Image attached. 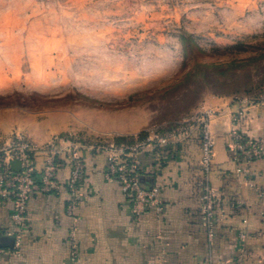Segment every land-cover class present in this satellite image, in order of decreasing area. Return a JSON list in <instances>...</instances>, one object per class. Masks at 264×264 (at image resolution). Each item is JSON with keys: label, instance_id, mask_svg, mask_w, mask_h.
<instances>
[{"label": "rangeland", "instance_id": "rangeland-1", "mask_svg": "<svg viewBox=\"0 0 264 264\" xmlns=\"http://www.w3.org/2000/svg\"><path fill=\"white\" fill-rule=\"evenodd\" d=\"M208 97L264 103V0H0V141L96 151Z\"/></svg>", "mask_w": 264, "mask_h": 264}, {"label": "crops", "instance_id": "crops-1", "mask_svg": "<svg viewBox=\"0 0 264 264\" xmlns=\"http://www.w3.org/2000/svg\"><path fill=\"white\" fill-rule=\"evenodd\" d=\"M204 105L217 111L210 176L218 199L213 245L201 216V136L194 128L168 147H151L139 156L142 185L158 189L161 212L152 208L135 220L120 185L106 176L107 155L83 150L87 174L77 218L67 212L65 189L37 194L28 203V226L16 247L9 234L12 206H0V264H264V159L245 169L228 149L235 129L264 138V103L249 107L239 122V106L228 98L208 97ZM69 173L67 166L59 178L66 181ZM73 228L75 256L69 241Z\"/></svg>", "mask_w": 264, "mask_h": 264}, {"label": "built area", "instance_id": "built-area-1", "mask_svg": "<svg viewBox=\"0 0 264 264\" xmlns=\"http://www.w3.org/2000/svg\"><path fill=\"white\" fill-rule=\"evenodd\" d=\"M244 102L246 108L237 113V122L245 118L249 107L255 105L252 102ZM213 116L210 111H199L191 119L182 122L177 129L165 135L153 133L142 140L110 143L96 148V152L107 155L106 176L120 185L131 204L135 220H139L152 208L158 212L163 209L158 189L156 187L147 189L142 185L140 154L151 147H168L196 128L200 131L202 150L201 216L209 245H213L218 221V199L210 180L216 148L212 132ZM228 149L234 161L248 169L254 161L264 159V138H253L243 130L235 129L231 132ZM83 150L91 149L78 145L75 139L67 136L52 137L44 144L21 135L0 141V206H12L13 230L9 234L15 236L16 247H19L23 239V230L28 226L26 219L28 203L37 194H58L65 189L70 196L67 212L71 217L77 218L76 211L83 201L81 186L87 174ZM40 156L44 157L42 165L39 161ZM15 161L20 162L18 171L12 168ZM67 166L70 169L69 177L62 181L59 172ZM69 241L75 256L77 240L74 228L69 235Z\"/></svg>", "mask_w": 264, "mask_h": 264}, {"label": "trees", "instance_id": "trees-1", "mask_svg": "<svg viewBox=\"0 0 264 264\" xmlns=\"http://www.w3.org/2000/svg\"><path fill=\"white\" fill-rule=\"evenodd\" d=\"M146 137H147V135H145L143 133H141L139 135V139H143ZM116 141H117V143H123V142H127V141L132 142V141H134V137H120V138H117Z\"/></svg>", "mask_w": 264, "mask_h": 264}, {"label": "water", "instance_id": "water-1", "mask_svg": "<svg viewBox=\"0 0 264 264\" xmlns=\"http://www.w3.org/2000/svg\"><path fill=\"white\" fill-rule=\"evenodd\" d=\"M12 168L14 169V170H19V168H20V162H18V161H15L14 163H13V165H12Z\"/></svg>", "mask_w": 264, "mask_h": 264}]
</instances>
